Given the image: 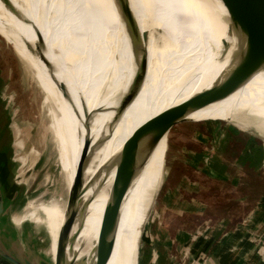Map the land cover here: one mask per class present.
Wrapping results in <instances>:
<instances>
[{
  "label": "bare ground",
  "instance_id": "bare-ground-1",
  "mask_svg": "<svg viewBox=\"0 0 264 264\" xmlns=\"http://www.w3.org/2000/svg\"><path fill=\"white\" fill-rule=\"evenodd\" d=\"M10 2L22 24L0 0V34L33 71L51 130L57 119L53 134L60 147V188L49 205L36 204L41 215L36 222L44 223L50 238L43 251L52 259L61 233L62 264L71 259L95 263L103 214L113 204V187L119 178L122 182L120 171L127 166L122 145L164 114V105L174 108L186 101L185 111L264 133V64L243 45L225 41L221 27L225 23L246 33L234 34L236 39L264 44L231 20L222 0ZM154 135L146 127L132 145L133 173L116 224L121 238L114 237L111 253L115 264H138L142 228L163 177L167 133L157 141ZM83 144L82 207L69 240L68 171L76 170ZM1 152L7 163L8 151ZM0 179L3 193L14 196L9 193L17 191L4 175ZM137 192L142 207L128 221ZM20 215L16 210L11 215L16 224L23 222Z\"/></svg>",
  "mask_w": 264,
  "mask_h": 264
},
{
  "label": "rangeland",
  "instance_id": "rangeland-1",
  "mask_svg": "<svg viewBox=\"0 0 264 264\" xmlns=\"http://www.w3.org/2000/svg\"><path fill=\"white\" fill-rule=\"evenodd\" d=\"M241 33L244 32L225 23L224 26L221 27V34L225 41L239 47L243 45L253 52L258 60L264 64V46L247 39L234 38V34ZM31 71V68L21 59L12 45L0 34V77L2 82V86L0 87V102H3L7 109H3L0 105V128H3L2 133L4 134L2 146H7L8 148L6 171L7 184L11 187L12 191H19L18 198L14 201L9 213L11 215V213L16 210L18 216V214L20 215V212H22L20 215L22 218L21 221L32 227L35 234L36 247H38L39 251L51 261L52 257L43 251L49 244L50 238L44 223L36 222L41 216L36 204L43 203L49 205L56 197L57 191H59L62 173L59 164L60 147L53 134L57 119L51 130L49 127L50 115L48 113V107L43 99L44 93L40 89L33 71ZM7 80L8 82H6ZM40 99H42V101ZM164 108V113L172 109L169 105H164ZM180 119V121L176 122L170 128L167 134L162 183L155 197V201L149 209L141 233L138 264H153L149 262V257H151V253L156 251L152 242L154 243V237L156 236L155 231L160 229V226L169 229L171 236L170 240L178 229L181 231L182 235L184 234L186 237L195 235L196 238H194V241L191 240L188 245L187 243L184 244V240L175 243L168 240L165 243L168 248L164 255L167 261L163 264H217L216 261L214 262L211 255L212 248L208 245L211 227L214 223L213 221L200 222L198 218H194L192 214L177 215L176 213L167 211L163 212L162 215L161 200L166 182L168 145H171V141L175 136L178 138V142L181 145L182 143L185 144L190 139L189 136L193 133V129L191 128L192 123L202 124L203 127H208L207 125L209 123L216 124L218 141H220L222 137L224 138L219 147H223V145L227 143V145H234L236 143V145L240 146L239 149L241 150L248 146L252 149L256 147L257 149H262V152L259 153V170H250L245 167L243 172L244 179H248L255 184L257 183L256 178L253 179L251 174L260 173L264 176L263 132L255 129L250 131L238 128L235 125L206 118L188 111H184ZM206 131L205 129V133ZM212 140L216 141L214 134H208V145L207 149L204 151L205 157H208L210 154V149L213 146L211 144ZM5 141L6 143L9 142V145H5ZM246 144L249 145L246 146ZM230 148L231 147H227V149ZM183 153L184 152L180 149L179 156L183 157ZM227 153L228 150L226 151V154ZM159 156L160 153L158 152L154 163L155 169L158 166ZM75 158L76 156L74 159ZM76 159L77 163L79 155H77ZM190 159L192 160L193 158L190 157ZM253 164L254 167H257L256 159H254ZM74 173L75 170L72 172L68 171L69 188ZM257 179H259L258 184L254 185V189H260L262 186L260 178ZM119 186L120 178L114 185L113 192L114 188L119 189ZM141 207L142 197L141 194L137 192L131 199L128 209V221L134 220L138 216ZM220 207H222V210L224 209V205ZM198 225H200L199 228ZM118 236L121 238L115 228L114 237ZM114 249L115 247H113V250ZM109 260L112 262V255ZM70 262L76 264V260L71 259ZM157 263L161 264L158 261ZM112 264L115 263L112 262Z\"/></svg>",
  "mask_w": 264,
  "mask_h": 264
},
{
  "label": "crops",
  "instance_id": "crops-1",
  "mask_svg": "<svg viewBox=\"0 0 264 264\" xmlns=\"http://www.w3.org/2000/svg\"><path fill=\"white\" fill-rule=\"evenodd\" d=\"M0 105L7 110L3 102ZM207 126L192 123L193 133L185 144L181 145L175 136L171 145H168L162 215L167 211L177 215L192 214L200 222L213 221L208 245L212 248L211 255L217 264H264V176L260 173L251 174L253 179L256 178V184L257 178L262 184L260 189H254L256 184L244 179L243 172L245 167L259 170V153L262 149L241 146V150L236 143L219 147L224 138L218 141L216 124L209 123ZM208 134H214L216 141L212 140L210 154L205 157ZM6 144L9 145V142ZM180 149L184 152L183 157L179 156ZM254 159L257 167H254ZM219 205H224V209ZM155 235L152 245L156 251L149 257V262L153 264L167 261L164 255L168 240L172 243L184 240V244L188 245L196 239L195 235H182L178 229L170 240V231L164 226H160ZM35 240L29 224H16L5 218L0 220V246L15 255L21 252L29 256L39 254ZM0 264L11 263L1 257Z\"/></svg>",
  "mask_w": 264,
  "mask_h": 264
},
{
  "label": "water",
  "instance_id": "water-1",
  "mask_svg": "<svg viewBox=\"0 0 264 264\" xmlns=\"http://www.w3.org/2000/svg\"><path fill=\"white\" fill-rule=\"evenodd\" d=\"M1 2L9 10V12L15 17V20L20 22V24H22L21 17L14 10V8H12V3L10 2V0H1ZM222 2L226 6L232 21L234 23L240 24L243 28H245L248 34L250 35V37L264 44V0H222ZM24 44H26V48L28 50L30 49L31 52H33V55L36 56L35 55L36 52H34L31 46L29 45L27 46V43ZM37 56L43 62V59L39 52ZM63 88L61 87V89ZM124 99L128 101L130 99V95L129 94L126 95ZM188 104L186 101H183L182 103L178 104L176 107L170 109L169 111L165 112L164 114L153 120L148 125L143 126L140 131L136 132V138L134 136L133 137L130 136L124 141L121 151L123 150L125 153L124 159L127 160V166L126 165L125 167L123 166L124 168L120 171L123 180L120 183L119 189L114 188V192H115L114 202L111 205V207L106 211V213L103 214L99 239L97 243L96 260L94 264H106L113 250L114 241H115L114 232L118 220L120 206L127 192L130 178L133 173V169L131 167L132 166L131 159L133 157L132 145H134V140H136L137 138L143 135L146 127H148L150 131H153L155 133L153 141H157L165 133L168 134L170 128L176 122L181 120L180 118L185 111L186 105ZM86 152L87 151L85 149V144H83L77 162L74 177L72 179V183L69 188L68 196H67L66 208L68 210V216L66 219L65 227H66V234L69 240L73 237V236L71 237L72 225L74 223L76 215L80 213L82 207L81 205H79L78 201H79L80 192L82 190L81 188L82 171L86 157ZM18 192L19 191L13 193L14 196L10 197L4 194L3 191L0 189V220L2 218H5L15 223L11 217L12 213L10 215L9 211L11 210L14 201L17 199ZM58 236H59V251L57 255H55L54 259H52L51 261L47 259L41 252L34 256H29L26 252H21L19 254L16 253L15 255L13 252L9 251L7 248H4L2 246H0V257L4 258L11 264H62V260L64 259L63 256L64 253L63 255L61 254L62 251V242L60 240L61 233H59ZM67 264H73V262Z\"/></svg>",
  "mask_w": 264,
  "mask_h": 264
},
{
  "label": "flooded vegetation",
  "instance_id": "flooded-vegetation-1",
  "mask_svg": "<svg viewBox=\"0 0 264 264\" xmlns=\"http://www.w3.org/2000/svg\"><path fill=\"white\" fill-rule=\"evenodd\" d=\"M2 132H3V128H0V142H1L0 143V178H1V175H2V177L4 175V177L6 179V177H7L6 176L7 175V173H6V171H7V163H6V160H5L6 156L3 159V153L1 151H2V149L5 150V151H8V148H7V146H2V140L4 139V137H3L4 134ZM5 145H6V141H5ZM9 194L12 195L13 193H9Z\"/></svg>",
  "mask_w": 264,
  "mask_h": 264
},
{
  "label": "trees",
  "instance_id": "trees-1",
  "mask_svg": "<svg viewBox=\"0 0 264 264\" xmlns=\"http://www.w3.org/2000/svg\"><path fill=\"white\" fill-rule=\"evenodd\" d=\"M0 260H1V257H0Z\"/></svg>",
  "mask_w": 264,
  "mask_h": 264
}]
</instances>
